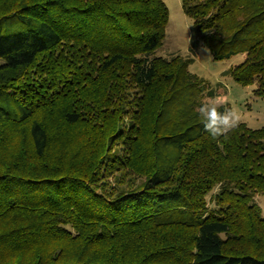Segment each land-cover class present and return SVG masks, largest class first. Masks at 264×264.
Returning <instances> with one entry per match:
<instances>
[{
    "label": "trees",
    "instance_id": "1",
    "mask_svg": "<svg viewBox=\"0 0 264 264\" xmlns=\"http://www.w3.org/2000/svg\"><path fill=\"white\" fill-rule=\"evenodd\" d=\"M183 9L264 100V0ZM168 23L163 0H0V264H264V127L209 136Z\"/></svg>",
    "mask_w": 264,
    "mask_h": 264
},
{
    "label": "rangeland",
    "instance_id": "2",
    "mask_svg": "<svg viewBox=\"0 0 264 264\" xmlns=\"http://www.w3.org/2000/svg\"><path fill=\"white\" fill-rule=\"evenodd\" d=\"M163 2L169 11V23L164 45L157 55L168 60L177 56L183 59H192L189 71L204 81L206 95L209 90H213L214 96L204 95L203 101L215 100L219 106L224 107L235 105L242 117V123L251 129L264 127V100L255 94L256 84L244 87L236 83L230 75H226V72L231 68L241 64L246 55L240 54L230 59L216 61L212 53L211 56H208V53L203 50V43L193 47L190 39L193 20L185 14L183 0H163ZM120 177L124 181L122 185L117 184ZM106 180L109 188L116 186L119 190L135 188L143 182L142 178L131 172H126L123 175L122 171H114ZM217 191L218 188L209 195V208L214 207L210 199ZM254 202L264 217V196L256 195Z\"/></svg>",
    "mask_w": 264,
    "mask_h": 264
},
{
    "label": "clouds",
    "instance_id": "3",
    "mask_svg": "<svg viewBox=\"0 0 264 264\" xmlns=\"http://www.w3.org/2000/svg\"><path fill=\"white\" fill-rule=\"evenodd\" d=\"M202 48L208 53V56H211V49L207 45ZM196 111L201 118L204 130L213 140H218L221 137L227 138L228 134L243 122L235 105L224 107L221 111L215 100L201 101Z\"/></svg>",
    "mask_w": 264,
    "mask_h": 264
}]
</instances>
